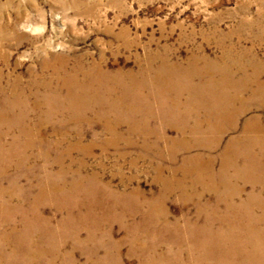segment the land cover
<instances>
[{
  "label": "rangeland",
  "instance_id": "rangeland-1",
  "mask_svg": "<svg viewBox=\"0 0 264 264\" xmlns=\"http://www.w3.org/2000/svg\"><path fill=\"white\" fill-rule=\"evenodd\" d=\"M155 55L166 56L170 62H179L185 68L191 65L187 60L191 55H205L208 59L223 56L227 59L240 58L238 61H227L231 73L226 81H221V75L208 74L192 79L190 83L199 85L201 89L179 92L181 97L177 108L166 98L157 101L145 94L132 95H137L140 100L159 110L158 114L177 112L180 117L188 119V115L210 116L220 110L225 117L236 115V128L218 132V125L207 121L204 122V130L193 124H184L176 126L175 132L173 128H165V123L157 121L134 130L139 134L138 138L127 135V125L122 123L119 130L125 133L126 143L119 140L117 145H113L106 142L110 134L104 131V123L97 120L91 111L83 119L77 118L78 121L67 120L64 127L54 122L43 124L33 137L34 144L24 151L28 157L26 165L22 169L15 167L17 157L23 153L19 150L17 157L15 154L14 160L7 163L5 175L10 177L17 172L19 185L27 189L28 181L35 185L39 181L42 174L39 165L48 163L54 173L61 168L68 170H64L66 184L79 176L85 179V185L75 189L62 185L71 202L67 208L58 209L54 205L41 203L38 208L41 219L38 222L45 225L23 228L24 213L28 220H37L32 214V205L22 202L20 207L25 212H18L14 223L3 225L5 232L13 229L17 237L9 239L4 249L0 244V257L6 258L0 264H5L12 258L11 255L17 253V242L27 234L33 237L25 239L24 254L35 243L40 244L36 248L47 250L46 242H42L45 234L33 233V230L55 231L60 228V222L64 223V228L61 227L55 234L57 247L51 251L54 252L53 261L49 264H149L144 262V254L140 250L131 251L129 239L135 232L152 252L162 249L164 261H168L167 258L170 260L177 252H186L184 244L176 248L175 252L172 242H185L186 236L182 235L185 222L194 219L204 222L201 211L208 209V203L199 206L200 218H195L197 209L194 203H188L186 196L180 195L183 189L178 190L171 185L179 175H173L167 169L157 175L154 167L161 162L166 165L169 158L161 140V132L167 131L166 135L173 138L180 130L185 132L187 139V142L175 147V164L168 165L185 167L188 161L200 156V159L212 164L213 175H216L219 162L222 161L223 165L230 168L225 175V182H231V178L240 182L242 175H247L245 165L250 164L244 153L258 160L264 158V143L260 139L246 137L253 125H264V92H260L262 95L251 92V87L257 83L264 85V0H0V84L4 92H9V87L17 84L26 89L34 79H38V84L45 83L52 78L51 66L62 62L69 67L81 63L84 70L97 64L109 73L119 71V81L126 82L128 74L141 69L147 57ZM43 61L47 62L46 68L42 66ZM203 65L199 63V66ZM208 78H215V84H208ZM77 80L85 84L101 83L83 77ZM227 83L232 89L225 87ZM243 86L247 88L242 89ZM35 90L42 96L46 94L43 87L31 89L32 92ZM97 94L98 91L92 92L93 103L104 113L115 98L99 96L95 99ZM235 100H239V104H234ZM23 110L18 113L22 114ZM42 113L43 109L34 110L28 122L33 123ZM5 114L6 120H11L17 115V109L8 110ZM244 128L246 133L242 134ZM198 131L202 135L197 136ZM144 133L150 135L142 138ZM221 133V142L216 146ZM17 134L16 129L10 130L2 140L3 144L17 139ZM55 139L60 142L57 151L53 147L46 151L45 146L39 143L40 140L52 142ZM20 140L23 141V138ZM44 153L48 159L46 161L42 156ZM232 161H236L233 166ZM31 166L36 170H31L34 176L30 180L19 175V171L23 170L24 173ZM262 174L264 162H261L260 170L251 173L250 181L256 183L243 185L245 192L242 198L248 194L255 195L264 205V187H260V183L256 185L260 177L264 178ZM92 176L95 177L94 183L88 184L86 180ZM51 179L58 181L55 175ZM29 186H33L27 189L31 198L36 190L34 185ZM16 189L17 185L12 190ZM88 190H91L90 197L86 194ZM190 192L188 190L185 195L195 194ZM119 195H133L135 199L124 202L116 198ZM207 197L210 199L211 195ZM212 197H215V193H212ZM236 202L240 203L239 200ZM13 203L17 205V199H13ZM133 203L138 204L136 213H131ZM152 205L154 208L163 207L164 211L162 213L161 209H156L152 223L155 227L159 225L158 228L161 225L168 227L164 232L162 248L159 244L156 246L158 240L155 234L146 236V231L152 229V218L146 216L147 210L153 212ZM68 213H71V219H67ZM89 235L93 237L91 240L84 245L79 243ZM98 239L103 242L101 247L96 246ZM111 243H117V249ZM92 249L94 252L91 255ZM51 252L49 250L36 256L35 264H48Z\"/></svg>",
  "mask_w": 264,
  "mask_h": 264
},
{
  "label": "bare ground",
  "instance_id": "bare-ground-1",
  "mask_svg": "<svg viewBox=\"0 0 264 264\" xmlns=\"http://www.w3.org/2000/svg\"><path fill=\"white\" fill-rule=\"evenodd\" d=\"M208 58L209 57L205 55H191L187 58L189 64L191 65L185 68L179 62H170L168 60L170 58L163 55L147 57V59L145 60V65L138 71L128 74L126 82L119 81V71L109 73L107 70H103L100 65L98 66L97 64H92L84 70L81 68V63L77 62L76 65L69 67L65 62H62L58 65L51 66L50 71L52 78L45 83L38 84V79H34L33 81H30L28 83L26 89L25 87H22L23 85H11L9 87V92H4V88H2L0 84L1 248L4 249L5 246H7L9 239L17 237V235L14 234L15 232L13 233V229L8 231V233L5 232L3 230V225L14 223L15 217H17V213L25 212V210L21 209L20 207L22 202L26 201L32 205L31 209L34 211L32 212V214L34 217H36L37 220V222H32L27 219L25 213H22L23 228L29 229L32 228V226L45 225L43 222H38V220L41 219V216L38 215V208L40 204L45 203V205H54L58 209L67 208L68 204H70L71 202L66 196V192H64L62 185H64V187L68 186L71 189H75L79 185H85V179L79 176L75 177V179L70 181L69 184H66L64 180V170H68L61 168V170H58L54 173L51 171L47 163V165H39L38 168L40 173L42 174L39 181L36 182V185L28 181L29 185H34V190H36L33 197L29 198V196L32 195L28 196L27 189L33 186L27 185V187H25L27 189H24L23 186L19 185V177L17 175V172L10 177L5 175V168L8 166L7 163H10L12 159L14 160L13 157L15 154L17 157V152H19V150L23 151V153H20L17 157L18 159L15 162V167L22 169L26 165L28 157L24 153V151L26 148H29L34 144L33 137L36 136L37 132L39 133V128L43 124L54 122L59 123V127H64V124L67 120L78 121L77 118L83 119L85 117V114L88 111H91L93 112V115L97 118V120H102V122L104 123V131L110 134L106 142L113 145H117L119 140H123L126 143L125 133L129 136L135 135L136 137L140 138L139 134L134 130L141 126H146L157 121H159V123H165V128H173L175 132L176 126L184 124H193L198 129L202 128L204 130V122L207 121H209L210 124L216 123L218 125L216 126L218 132H228L231 127V130H234L237 125L236 115L225 117L220 110L218 111V113L212 114L210 116H204L200 114L188 115V119L187 117H180L179 113L177 112L168 111L164 114H161L160 112V115L158 114L159 110H155L154 108H152L153 106L151 107L145 101L140 100L137 95L132 96L133 94H145L147 97L154 98L157 101H159L160 98H166L168 102L174 105V108H177L180 105L179 98L181 97V95L179 94V92L184 93L201 89L199 85L190 83L192 79L196 78L197 76L208 74L221 75V81H226L231 73L229 71L230 67L227 61H238L240 59H227L224 56L215 57L213 59ZM200 62L204 63V65L199 66ZM254 64L256 65V63ZM42 66L43 68H46L47 62L43 61ZM79 77H83L86 80H96L98 83L99 81H101V83L99 85L85 84L84 82L77 80ZM207 82L208 84L213 85L216 81L215 78H208ZM229 86V83L225 84V87L227 89H232V87L229 88ZM38 87H43L45 89V96H42L37 90L33 92L31 91V89ZM246 88V86L242 87V89ZM251 88L253 89L251 90L252 93L262 95L260 92H264V85L260 86V83H257L256 86ZM93 91H98L95 99L99 96H113L115 98V100H112V103L108 105L109 110L102 113L100 111V107L97 104L93 103ZM60 100L62 101L61 104L58 103ZM234 104H239V100H235ZM125 107L129 108L126 109ZM22 108H24L23 113L19 114L18 112ZM13 109H17V115H15V117L11 120H6L7 114L5 113L8 112V110ZM39 109H43L42 115L39 117V119L33 121V123H29L28 120L30 113L34 110ZM141 113L144 114L138 115ZM122 123H125L127 125L125 133L119 130V127ZM221 124H223L224 126ZM13 129L17 130V139H13L10 143L4 145L2 140L7 134H9V131ZM166 132H161L160 136L162 142L165 144V147L169 154V158H167L168 161L166 162V165L161 162L160 165H156L154 167L157 175L163 173L165 169H167L173 175H179V178L175 181H172L171 185L173 188H176L178 190L183 189L180 192V195L186 196L185 198L188 203H194L197 209L195 218H200V205H202L203 203H208V209H203L201 211L204 217L203 223L196 222V219H194V221L192 222H185L183 224L186 225L182 228V230H184L182 232V235L186 236L184 239V243L181 242V240H173L172 246L174 247L175 252L176 248L182 247L183 244L185 246L184 248L186 249V252H177L171 257L170 260L169 258H167L168 261H164V255L161 252L162 249L158 250V252H152L150 248H148L149 245L144 244L141 241L142 238L139 236L138 232H135V230H133V232L135 233L132 234L133 236L129 239L131 251L136 252L140 250L144 254V262H148L149 264H264V205L262 204L260 198H256L255 195L248 194L247 196H244L242 198V195L245 192V189H243V185L247 183H256L255 181H250V176L254 170H260V164L261 162H264V158H260L258 160V158H251V155L244 153L243 156L249 159V161H247L250 164L245 165L244 170L245 172H247L248 176L245 174L242 175L241 178L240 176L235 174V176L241 178L242 181L239 182V180H234L235 178H231V182H225V175L227 171H230V168L226 165H223L222 161L219 162L220 166L218 167V173L216 175H213L212 164H210L209 161H206V159H200V156H197V158L188 161L185 167H181V165H176L175 167L168 165V163L175 164V147L187 142V139L185 137V132H181L180 130L173 138L168 137L166 135ZM245 133L246 129L244 128L242 134ZM196 134L197 136L202 135L199 133V131ZM204 134L208 135V133ZM149 135L150 134L148 133H144V136L142 138H146ZM221 135L223 134L221 133L217 137L216 146L218 145L219 141L221 142ZM246 137H249L251 139L257 138L264 143V125H253V128H249V132H247ZM20 138H23V141L20 140ZM40 142L45 146L46 151H49L50 149H52V147L57 151V147L60 144L59 140L56 141V139L52 142H44L42 140H40L39 143ZM15 150L16 153H14ZM186 150H190V148H187ZM42 156L44 160H48L45 153ZM235 163L236 161H232L231 165L233 166L235 165ZM31 170L35 172L36 169L34 166H31L30 170H25L24 173H22L23 170H21L18 173H20L19 175L25 176L27 180H30L29 178L31 176H34V172ZM52 175L57 176L58 181L54 182L51 179ZM262 175L264 176V174ZM180 177L183 178L181 179ZM93 178L95 177L92 176L91 179L88 178L86 180L88 184L94 183ZM167 183L168 182H166L165 184ZM259 183L261 184L260 187H264L263 177H260L258 179L256 185H258ZM15 185H17V191L12 190ZM8 186L10 187L8 188ZM188 190H191V192L195 194L192 196L185 195ZM196 191H199V193H196ZM212 193H215V197H212ZM217 193H219V196H217ZM86 194L90 197L91 190H88ZM122 195H119L120 198L119 196H117L116 198L119 200L122 199V201L124 202L134 201L133 199H135L133 195ZM208 195H211L210 199L208 197L205 198V196ZM13 199H17V205L16 203H13ZM237 200H239L240 203H237ZM133 204H131V213H136L138 210L136 209L138 208V204ZM153 206L154 205H152L153 212L151 210H147L146 212V216L152 218V229L149 228L150 232L148 230L146 231V236L151 237L155 234L158 240L156 246H158L159 244L162 248V244L165 240L164 232L167 231L168 227L165 225H161V228H158L159 225L155 227V225L152 223L156 209H161V212L164 213L163 207L154 208ZM210 208H212L211 211H209ZM152 214L153 216H151ZM70 215L71 213L67 214V219L70 218ZM60 223L61 225L59 227L64 228V223ZM72 223L73 222H71V224ZM60 228L55 231L48 229L44 231L42 229H40L39 231L33 230V233L41 235L43 233L45 234V237L42 239V242H46L45 245L47 246V250L45 251L36 248L39 247L40 244L38 245L37 243H35L34 246L29 247L30 250L28 251V253L24 254L26 252V250L24 251L25 239L33 237V235L30 234L25 235L21 240L17 242L18 254L15 253L11 255L10 257L12 258L9 257L10 259L5 261V264H35L36 256L38 257L40 255H43L44 253L49 252V250L51 252L53 251V249H56L57 244L55 234ZM72 233L77 234L76 232ZM92 238L93 237L89 235L86 240L84 239L83 242L81 241L79 243H82V245H84L83 243L88 242ZM101 243H103L102 240L98 239V243H96V246L101 247ZM111 245H114L116 247L115 249H117V243H111ZM13 252H15V249L13 250ZM93 252L94 249H92L90 254L92 255ZM51 253L52 255L49 259L50 261L47 262L48 264L49 262L51 263L53 261L54 252ZM5 259V256H1L0 262L3 263Z\"/></svg>",
  "mask_w": 264,
  "mask_h": 264
}]
</instances>
